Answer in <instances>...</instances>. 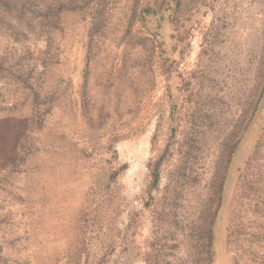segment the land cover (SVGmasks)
Returning a JSON list of instances; mask_svg holds the SVG:
<instances>
[{"label":"rangeland","instance_id":"1","mask_svg":"<svg viewBox=\"0 0 264 264\" xmlns=\"http://www.w3.org/2000/svg\"><path fill=\"white\" fill-rule=\"evenodd\" d=\"M154 1L107 0L108 24L92 38L90 57L92 17L65 13L45 71V37L13 41L0 29L6 264H149L164 241L172 245L165 259L180 264L192 249L188 233L222 194L220 225L234 231L226 256L264 264V240L253 235L264 203V0H180L177 16L189 19L178 47L186 49L168 74L157 57L142 63L151 43L137 33L139 13ZM23 43L32 60L21 59ZM35 64L37 98L22 86ZM261 90L247 132V106ZM158 161L160 181L150 190Z\"/></svg>","mask_w":264,"mask_h":264},{"label":"trees","instance_id":"2","mask_svg":"<svg viewBox=\"0 0 264 264\" xmlns=\"http://www.w3.org/2000/svg\"><path fill=\"white\" fill-rule=\"evenodd\" d=\"M140 2V0H138ZM107 0H0V29H4L5 35L8 39L13 37V41L23 39L28 41L27 37L29 33L36 36L37 39L45 37L47 45L45 51L42 53L41 66L43 71L47 69L48 63L53 60L55 55L53 54V35L55 32H62L64 25V15L69 12L87 13L92 17L90 27L88 28L87 38V57H90L92 53V38L105 34L104 29L108 24V18L105 14V5ZM181 5L180 0H161L160 4L154 1L152 5L146 3L140 8V29L137 32L140 35L142 42L146 41L151 43L148 46L147 54L143 60V64L151 65L152 59L157 57L160 69L165 74L170 72V61L182 59L185 54L183 49L178 46L183 41V30L186 28V20L178 18L179 7ZM140 32V33H139ZM25 45V43H23ZM26 49L22 56V60H32L34 52L30 51L29 46L25 45ZM0 63H2L0 61ZM123 66V65H122ZM28 72V75L23 80L22 86L24 88L32 90L33 95L37 98L38 92L35 90L33 84L30 81L32 72L34 71L36 64ZM264 87V82L263 85ZM37 87H41L37 84ZM259 85L256 87L258 88ZM254 90V89H253ZM258 91H256L257 93ZM263 91L261 90L256 94V99L250 100V105L247 106V123L244 128L248 132L249 127L252 125L253 118L258 112L261 97ZM36 100V99H35ZM48 102L51 101L47 99ZM89 99L87 98V91L83 89L81 93V108L87 110ZM173 108H176V103H173ZM40 122L39 124H41ZM161 161L156 162L150 168V185L149 189H156L160 181L159 165ZM117 172H114L109 179L112 183L115 179ZM222 200L220 199L216 206L211 207L206 216H202V221L198 227L190 230L189 239L192 242V249H190L189 255L180 264H234L230 258L225 254V242L234 233V231L228 226L224 233L223 228L220 225L221 208L223 207V194ZM257 205L256 213L261 219V231L254 232L253 235L257 239L264 240V210L263 206ZM149 206V205H148ZM170 214H167L166 221H169ZM237 229V228H236ZM163 239H174V235L170 230H163ZM225 239L223 240V236ZM222 238V239H221ZM159 240H157L158 242ZM155 244H153L154 246ZM150 257L147 258L149 264H169L165 259L166 247H171V244L161 243ZM111 251L115 249V244L111 245ZM0 264H6V261L0 258Z\"/></svg>","mask_w":264,"mask_h":264}]
</instances>
